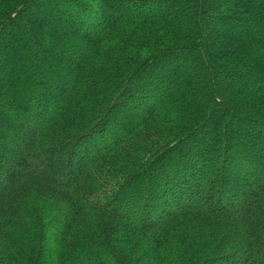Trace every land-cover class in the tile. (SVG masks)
<instances>
[{"label":"trees","instance_id":"obj_1","mask_svg":"<svg viewBox=\"0 0 264 264\" xmlns=\"http://www.w3.org/2000/svg\"><path fill=\"white\" fill-rule=\"evenodd\" d=\"M0 264H264V0H0Z\"/></svg>","mask_w":264,"mask_h":264}]
</instances>
